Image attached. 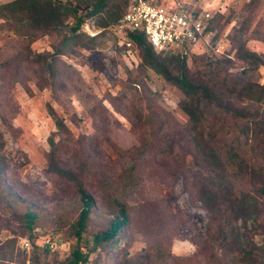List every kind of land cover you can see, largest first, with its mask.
I'll return each instance as SVG.
<instances>
[{
    "label": "rangeland",
    "instance_id": "374dc122",
    "mask_svg": "<svg viewBox=\"0 0 264 264\" xmlns=\"http://www.w3.org/2000/svg\"><path fill=\"white\" fill-rule=\"evenodd\" d=\"M13 1L0 0V5ZM59 1L80 14L91 9L80 0ZM186 1L216 16L208 41L189 49L194 55L186 63L193 74L201 64L224 59H231L237 72L240 34L250 51L264 55V0ZM128 2L115 0V12ZM72 23L70 18L66 26ZM83 25L98 35L86 33L80 42L64 44L61 33L21 36L0 20L2 159L14 192L41 214L32 233L18 231L13 223L11 230L2 229L0 264H64L76 244L72 226L79 195L73 181L50 168L51 138L56 164L80 177L95 201L81 243L88 264L117 263L146 248L152 259L170 264H184L183 258L210 264L213 225L199 192L213 169L205 162L206 135L192 129L182 108L188 99L144 65L139 49L122 41L115 25L100 26L96 18ZM57 50L62 54L55 55ZM259 80L264 85V68ZM115 198L126 203L129 225L92 253L94 236L116 213ZM16 237L15 244L7 243ZM48 239L57 247L49 248ZM255 241L262 244L261 237Z\"/></svg>",
    "mask_w": 264,
    "mask_h": 264
},
{
    "label": "trees",
    "instance_id": "16d2710c",
    "mask_svg": "<svg viewBox=\"0 0 264 264\" xmlns=\"http://www.w3.org/2000/svg\"><path fill=\"white\" fill-rule=\"evenodd\" d=\"M79 3L91 9L80 14L77 8L59 0H15L0 5V20L8 29L13 26L21 36L28 32L61 33L66 44L87 38L83 24L88 19H98L103 27L116 26L129 5L128 2L122 11L115 12V0H80ZM70 18L73 23L66 26ZM210 31H216V16L209 22L207 32ZM129 37L139 49L144 65L184 93L188 101L182 108L192 129L207 137L205 162L213 174L202 182L199 197L213 225L209 242L215 252L209 257L210 264H264V85L259 80L264 55L250 51L240 34L237 58L242 66L237 72L232 70L233 61L224 59L219 64H201L198 73L193 74L186 63L191 54L187 47L180 53L172 50L156 53L143 33L132 32ZM60 54L62 51L55 52ZM57 126L60 130L64 128L61 120ZM50 147V168L73 181L80 203L72 226L76 244L64 264H88V253L83 252L81 243L93 217L95 201L80 177L56 164L53 138ZM2 149L0 142V233L2 229L11 230L12 223L18 231L32 233L41 214L12 189L7 178L9 165L3 163ZM113 205L116 213L108 227L94 236L92 253L113 242L129 225L126 203L115 198ZM256 237H261V245L255 241ZM11 241L15 244L17 237L7 243ZM152 257L151 250L146 248L112 264H170L161 257ZM192 259L180 260L192 264Z\"/></svg>",
    "mask_w": 264,
    "mask_h": 264
},
{
    "label": "built area",
    "instance_id": "2783aa9c",
    "mask_svg": "<svg viewBox=\"0 0 264 264\" xmlns=\"http://www.w3.org/2000/svg\"><path fill=\"white\" fill-rule=\"evenodd\" d=\"M209 10L197 8L186 0H130L127 12L114 27L122 41L132 45L129 33L140 32L145 35L156 53L167 50H188L208 41L213 32H207L213 18ZM86 33L96 37L94 27L86 25ZM46 245L53 249L57 242L49 239ZM28 248L29 243L24 242Z\"/></svg>",
    "mask_w": 264,
    "mask_h": 264
}]
</instances>
